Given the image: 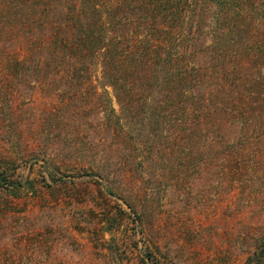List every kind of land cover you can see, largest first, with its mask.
<instances>
[{
  "label": "rangeland",
  "instance_id": "374dc122",
  "mask_svg": "<svg viewBox=\"0 0 264 264\" xmlns=\"http://www.w3.org/2000/svg\"><path fill=\"white\" fill-rule=\"evenodd\" d=\"M22 55L0 40V264H264V118L250 132L249 93L217 169L180 139L152 151L107 124L97 60L71 95L11 78L4 60Z\"/></svg>",
  "mask_w": 264,
  "mask_h": 264
},
{
  "label": "trees",
  "instance_id": "16d2710c",
  "mask_svg": "<svg viewBox=\"0 0 264 264\" xmlns=\"http://www.w3.org/2000/svg\"><path fill=\"white\" fill-rule=\"evenodd\" d=\"M261 18V0H0V40L23 54L5 58L11 78L32 72L36 83L71 95L97 60L107 124L128 139L145 137L152 151H173L165 141L180 139L182 152L195 149L219 169L231 117L238 132L245 118L246 93L250 132L264 118L256 108L264 91ZM236 143L238 150L239 134ZM0 183L7 184L1 172Z\"/></svg>",
  "mask_w": 264,
  "mask_h": 264
}]
</instances>
